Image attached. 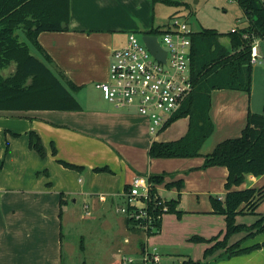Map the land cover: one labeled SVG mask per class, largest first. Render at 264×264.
Listing matches in <instances>:
<instances>
[{
    "label": "crops",
    "instance_id": "crops-1",
    "mask_svg": "<svg viewBox=\"0 0 264 264\" xmlns=\"http://www.w3.org/2000/svg\"><path fill=\"white\" fill-rule=\"evenodd\" d=\"M155 5L153 0H70L69 30L38 35L39 43L53 60L49 66L78 86L73 93L78 98L81 95L83 100H78L82 111H0V117L7 120L0 126L4 129L0 155V264H120L124 255L139 258L145 247H152L155 237L170 234L171 228L164 221L167 216L172 217L169 220L178 234L158 244L161 249L194 244L190 240L196 235L210 239L223 230H219V220L223 223L225 216L213 213L211 196L224 199L229 172L224 166L202 169L204 155L221 141L239 137L249 112L263 113L264 71L257 72L259 77L252 71L250 93L234 89L212 92L210 117L214 132L202 146V156L160 158L161 166L154 170L155 158L149 157L151 168L139 167L132 156H149L151 144L157 141L148 131V121L135 111L109 105L97 83L109 74L113 50L126 46L130 33L151 34ZM222 37L220 42L231 49L230 37L228 45ZM30 131L41 137L45 158L30 148ZM61 161L84 169L68 168ZM154 174L166 175L162 184L153 187L167 201L163 194L169 191L170 200H178L176 209L182 213L180 218L177 213L163 214L161 231L147 237L134 224H128L118 208L126 201L124 193L136 176ZM180 180L184 181L181 189L167 186ZM263 186L264 175L248 174L240 186L232 189ZM78 201L84 204L77 207ZM255 213L256 220L257 214H264V201ZM67 222H80L85 230L80 245L64 242ZM139 235L144 236L143 243L138 242ZM263 243L264 237L259 234L243 247ZM211 245L200 243L201 260L183 255L200 264L228 260L219 258L223 250L204 258L205 249ZM158 252L162 258L182 255L176 250Z\"/></svg>",
    "mask_w": 264,
    "mask_h": 264
},
{
    "label": "trees",
    "instance_id": "trees-1",
    "mask_svg": "<svg viewBox=\"0 0 264 264\" xmlns=\"http://www.w3.org/2000/svg\"><path fill=\"white\" fill-rule=\"evenodd\" d=\"M248 18V25L228 33L231 49L226 48L220 38L225 35L214 28H202L191 35V78L194 85L192 94L186 99L172 122L180 117L189 118V128L185 136L175 141H154L149 150L150 158H188L202 156L201 148L214 132L210 117L211 95L216 89L243 90L252 89L251 52L254 39L264 38V0H236ZM154 3H173L172 0H153ZM70 0H0V111L29 112L39 110L82 111L80 102L73 92L78 89L66 76H58L49 66L51 56L38 41L43 31H68ZM166 27H157L151 34H162ZM24 34V37L21 34ZM244 34L248 38H244ZM23 37V38H22ZM37 50L43 57L34 54ZM15 64V70L7 75L2 71ZM239 137L228 138L217 144L215 149L204 155L202 169L224 166L228 169L225 184L227 193L224 199L211 196L213 213L225 216L226 229L210 239L200 236L191 238L195 242L213 243L205 249L204 258L223 250L219 258L229 259L264 246L256 244L243 247V244L264 232V214L248 225L237 222V217L248 208L250 214H256L258 204L264 201V186L233 190L240 186L246 175L255 177L264 175V111L261 114L249 112L247 124ZM15 137L18 134H14ZM29 146L41 158L46 150L41 137L29 132ZM53 154L56 148L53 146ZM66 167L82 171L84 167L61 161ZM96 170H104L97 168ZM165 174L149 176L152 184H162ZM167 186L181 189L184 181H176ZM148 211L154 216L155 230L148 235L161 231L163 214L177 213L178 200L165 203L167 211L159 205L161 197L156 188L151 190ZM247 213V214H248ZM128 224H135L127 219ZM243 233L236 242L230 239ZM222 236V239H220ZM190 260L183 264H200Z\"/></svg>",
    "mask_w": 264,
    "mask_h": 264
},
{
    "label": "built area",
    "instance_id": "built-area-1",
    "mask_svg": "<svg viewBox=\"0 0 264 264\" xmlns=\"http://www.w3.org/2000/svg\"><path fill=\"white\" fill-rule=\"evenodd\" d=\"M166 31L157 35L166 51L165 62L154 57L142 39L130 33L126 46L112 52L108 80L98 82L97 88L103 97L114 107L133 110L148 121V131L152 136L167 128L192 94L194 85L191 78V35L193 30L188 23L174 18ZM237 31V30H233ZM244 38H248L244 34ZM260 38L254 39L251 64H263L259 58ZM153 184L145 175L136 176L125 191V205L118 208L135 227L148 232L155 230L154 216L148 211ZM167 200L161 198L159 205L165 206ZM161 255L154 247L144 248L138 259L124 255L120 264H161Z\"/></svg>",
    "mask_w": 264,
    "mask_h": 264
},
{
    "label": "rangeland",
    "instance_id": "rangeland-1",
    "mask_svg": "<svg viewBox=\"0 0 264 264\" xmlns=\"http://www.w3.org/2000/svg\"><path fill=\"white\" fill-rule=\"evenodd\" d=\"M172 2L173 3L171 4H167L164 2L155 3L156 5L154 6L155 8L153 11L155 28L159 26H163L166 23L170 24L172 20L176 17L179 19L180 22L188 23L190 29L193 30L194 32L201 31L202 28H214V29H217L219 32L226 33L222 37V41L223 43L228 45L229 36L227 33L233 30L242 29L246 27L249 22L247 15H245L244 10L239 6L236 0H172ZM258 49H259L258 50L259 58L261 59L262 57H264V38L263 39L260 38ZM32 50L34 54H37L39 57L41 56L37 50H35L34 48ZM13 65L9 68L8 70L9 73L12 69H15L14 68L15 66ZM260 70L264 71L263 64H257L253 66V74L256 73V77L260 76L257 73ZM8 72L2 71L3 75L9 74ZM55 72L56 74H58V76H60V74L57 71ZM107 80H108V74L102 80L100 79L99 82H105ZM88 88L89 87H87V89ZM97 97L99 98V95ZM79 98L82 99L81 95L79 96ZM79 98L76 97L77 100ZM109 105H112V104L110 103ZM5 123H7V120L5 118L0 117V126H2V124H5ZM188 128H189V118L180 117L176 121L172 122L167 127V129L165 128L158 135L151 136V137L157 141H175L185 136L188 132ZM3 148H4V129L0 130V155H1V152L3 151ZM132 158L135 162L138 163L139 167L145 170H148V168H151L152 164L150 163L149 156L142 157L141 155L134 154ZM159 160L161 159L155 158L152 160L154 161L153 166H152L153 170L158 168V166H161V163L159 162ZM163 196L168 198V200L171 199L169 191L165 192ZM81 202L78 201L77 207L80 206L81 204H84V201L83 203ZM190 202L192 203L193 201H190ZM186 203L188 202L185 201V204ZM121 205H125V201H122ZM249 211L250 210L247 208L245 210V213L241 214L240 222H239L240 224H252L255 222L256 217L253 216V214L248 213ZM172 215L175 216V213H173ZM171 218H172L171 216H167L164 219L165 226L167 228H171L169 229L171 235L170 234L164 235L162 233L160 236H157V238L155 237L156 239L155 238L153 239L152 244L154 245L151 244V246L156 248L158 251L159 250L161 251L162 250L163 251L176 250L178 252H181L182 255L180 254L165 255V258L161 257L160 263L161 264H183L184 262H188L192 260L189 257H185L183 253L188 254V255L190 254V256L195 258L196 260H201L203 257V248L200 246L201 242L195 243V241L190 240L194 244L187 245V244L181 243L180 246H178L179 248L177 249H174V247H170V249L169 248L161 249L159 247L158 244H162L168 241L169 239H172L173 233L178 234L176 226H174L169 220ZM220 219H223V218H220ZM80 225H81L80 222H74V224L70 222L64 223V237H63L64 242L73 241L77 245L81 244V241L83 240V236L85 235V230H83V228L80 227ZM221 228L223 230L219 231L218 234L224 233L226 229V220L224 219H223V223H221L219 220V230ZM242 235L243 233L234 235L230 239V243L236 242ZM152 236L153 235H151V237ZM260 236L261 238H263L264 232L260 234ZM137 239H138V242L143 243L145 241V238L143 235H139ZM220 239H222V236H220ZM207 244L209 245V243ZM213 264H264V246H262L261 248L234 256L231 259L216 262Z\"/></svg>",
    "mask_w": 264,
    "mask_h": 264
},
{
    "label": "water",
    "instance_id": "water-1",
    "mask_svg": "<svg viewBox=\"0 0 264 264\" xmlns=\"http://www.w3.org/2000/svg\"><path fill=\"white\" fill-rule=\"evenodd\" d=\"M142 39L145 42L148 49L160 61L165 62L166 60V51L163 46L160 44L157 35H152L149 33H145L142 35Z\"/></svg>",
    "mask_w": 264,
    "mask_h": 264
}]
</instances>
